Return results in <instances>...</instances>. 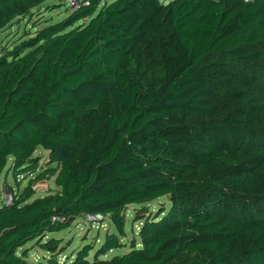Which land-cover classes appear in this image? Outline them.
Instances as JSON below:
<instances>
[{
    "label": "trees",
    "instance_id": "obj_1",
    "mask_svg": "<svg viewBox=\"0 0 264 264\" xmlns=\"http://www.w3.org/2000/svg\"><path fill=\"white\" fill-rule=\"evenodd\" d=\"M48 1L0 0V31ZM77 4L0 50V182L36 175L9 206L0 191V264H33L29 244L46 264H264V95L237 72L264 63V0ZM132 205L141 245L104 258L126 246L111 234L60 262L51 234L108 216L125 236Z\"/></svg>",
    "mask_w": 264,
    "mask_h": 264
},
{
    "label": "rangeland",
    "instance_id": "obj_2",
    "mask_svg": "<svg viewBox=\"0 0 264 264\" xmlns=\"http://www.w3.org/2000/svg\"><path fill=\"white\" fill-rule=\"evenodd\" d=\"M81 0H59L56 2L48 1L39 10H37L30 19L15 21L12 25L3 31H0V50L5 48H13L23 42L24 39L29 36H34L35 32L42 27L51 23L59 22L68 18L71 12L78 6ZM38 13H43V18L38 17ZM43 23H38L43 21ZM238 74L240 80L244 82L249 91L255 95L257 100H260L261 96L264 95V63L262 64H248L239 66ZM143 74V75H142ZM157 71L153 65H149L146 68H140L138 76L141 81L147 86L152 82ZM223 109H230L228 105ZM37 156L45 158L47 155L43 150L37 151ZM45 163L41 165L37 172H42ZM36 175H20L17 179L9 175L6 182H0V191L3 195L4 201L8 195L14 196L21 194L24 189L28 186V183ZM12 191V192H11ZM35 195L34 198L45 197L51 193L57 192L58 187L55 184V178L47 177L46 179L34 184ZM12 193V194H11ZM169 207V198L164 197L156 200L146 207L149 211L155 214L161 207ZM140 207L132 205L125 212L126 224L124 227L125 236H122L117 228L113 225L112 221L108 216H97L94 218L83 217L77 219L69 229L63 230L62 232L51 234V238H58L63 240V246L67 249L66 253L60 256V262L66 260L69 256L75 253L78 249L89 244L97 250L100 245L105 241L107 235L116 234L117 237L126 246L123 249L115 250L110 252L104 258H110L116 254H121L129 250L130 242L136 239L137 244L141 245V241L138 238V231L141 227V222L136 219V209ZM30 249L29 261L33 264H40L48 260L49 255L45 250L40 247H34V244H29ZM94 253H91L89 258L93 257ZM46 264V262H45Z\"/></svg>",
    "mask_w": 264,
    "mask_h": 264
},
{
    "label": "built area",
    "instance_id": "obj_3",
    "mask_svg": "<svg viewBox=\"0 0 264 264\" xmlns=\"http://www.w3.org/2000/svg\"><path fill=\"white\" fill-rule=\"evenodd\" d=\"M246 1H248V0H246ZM5 204H6L7 206H9V205L12 204V196H11V195H8V197H7L6 200H5Z\"/></svg>",
    "mask_w": 264,
    "mask_h": 264
}]
</instances>
